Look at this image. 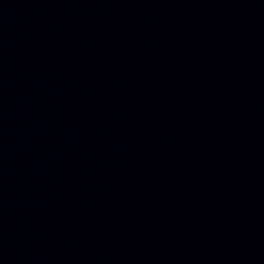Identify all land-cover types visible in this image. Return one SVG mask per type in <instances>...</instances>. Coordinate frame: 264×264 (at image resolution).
Here are the masks:
<instances>
[{"label": "water", "instance_id": "1", "mask_svg": "<svg viewBox=\"0 0 264 264\" xmlns=\"http://www.w3.org/2000/svg\"><path fill=\"white\" fill-rule=\"evenodd\" d=\"M0 264H264V0H0Z\"/></svg>", "mask_w": 264, "mask_h": 264}]
</instances>
